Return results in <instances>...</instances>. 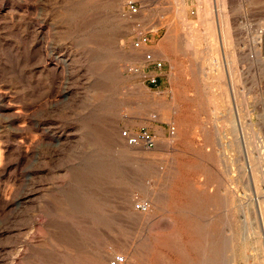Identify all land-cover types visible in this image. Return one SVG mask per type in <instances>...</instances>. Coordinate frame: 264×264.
Masks as SVG:
<instances>
[{
    "label": "rangeland",
    "instance_id": "rangeland-1",
    "mask_svg": "<svg viewBox=\"0 0 264 264\" xmlns=\"http://www.w3.org/2000/svg\"><path fill=\"white\" fill-rule=\"evenodd\" d=\"M120 1L0 0V264H264V0Z\"/></svg>",
    "mask_w": 264,
    "mask_h": 264
},
{
    "label": "built area",
    "instance_id": "built-area-1",
    "mask_svg": "<svg viewBox=\"0 0 264 264\" xmlns=\"http://www.w3.org/2000/svg\"><path fill=\"white\" fill-rule=\"evenodd\" d=\"M139 12V7L134 2L128 3L127 5V14L129 16H135ZM151 40L148 35H142L140 39L134 44L135 48L142 49L144 47L149 46ZM145 66L143 68H148L154 66L155 68H162L163 64L161 61H158L157 58L151 53H147L145 55ZM142 68V69H143ZM139 69H134V71L138 72ZM132 71V70H131ZM143 72V71H142ZM144 73V72H143ZM146 80L150 85H154L157 82L156 77H149L146 73ZM176 135V127H169V136L174 137ZM120 137L125 141V143L131 147H145L147 149L155 148L158 144V138L155 134L149 131L147 128L143 127L138 131H130L128 129L121 130ZM140 211L146 212L149 210L150 205L147 202H143L137 207ZM123 262L122 258L115 259L112 264H120Z\"/></svg>",
    "mask_w": 264,
    "mask_h": 264
},
{
    "label": "crops",
    "instance_id": "crops-1",
    "mask_svg": "<svg viewBox=\"0 0 264 264\" xmlns=\"http://www.w3.org/2000/svg\"><path fill=\"white\" fill-rule=\"evenodd\" d=\"M169 50V44L166 43H161V51L165 55L166 53L168 54ZM166 58L163 60L161 58H157L158 61H161L163 66L162 68L158 69L155 68L154 66L148 67V68H143V72L146 73L149 77H156L157 82L154 85H150L149 82V87L150 89H160L166 84L168 72L171 70V63L168 61V56H165Z\"/></svg>",
    "mask_w": 264,
    "mask_h": 264
},
{
    "label": "bare ground",
    "instance_id": "bare-ground-1",
    "mask_svg": "<svg viewBox=\"0 0 264 264\" xmlns=\"http://www.w3.org/2000/svg\"><path fill=\"white\" fill-rule=\"evenodd\" d=\"M117 4H119V1H117ZM221 5H222V4H221ZM224 6H225V5H224ZM119 7H120V8H118V9H120L119 12H120L121 15H123L124 8H123V1H122V0L120 1V6H119ZM126 10H127V6H126ZM225 21H226V20H225ZM223 29H224V28H223ZM222 33H223V32H222ZM226 36H227V35H226ZM223 38H224V37H223ZM224 40H225V39H224ZM141 50H142V49H141ZM141 50H140V51H141ZM113 129H114V128H113ZM116 133H117V131L114 130L113 133H112V135H113V136H117ZM217 133H218V132H217ZM220 137H221V136H220ZM114 138H115V137H114ZM128 203H129V202H128ZM130 204H131V203H130ZM144 213H145V212H144ZM261 238H262V237H261ZM256 244H257V243H256ZM253 250H254V249H253ZM255 250H256V249H255ZM255 250H254V251H255ZM54 251H55V250H54ZM250 256H251V255H250ZM117 258H118V259H119V258H122V259H123V262H120V264H125V262H126V260H127L126 257H119V256L115 255V256L113 257V259L109 262V257H108V256H106V257L104 256V257H102V259L100 258L101 261L99 260L100 262H99L98 264H112V262H113L115 259H117ZM245 262H246V261H245Z\"/></svg>",
    "mask_w": 264,
    "mask_h": 264
}]
</instances>
